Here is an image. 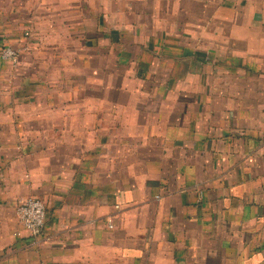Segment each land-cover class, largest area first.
I'll return each instance as SVG.
<instances>
[{
	"label": "crops",
	"instance_id": "1",
	"mask_svg": "<svg viewBox=\"0 0 264 264\" xmlns=\"http://www.w3.org/2000/svg\"><path fill=\"white\" fill-rule=\"evenodd\" d=\"M9 44L0 264H264V0H0Z\"/></svg>",
	"mask_w": 264,
	"mask_h": 264
},
{
	"label": "built area",
	"instance_id": "2",
	"mask_svg": "<svg viewBox=\"0 0 264 264\" xmlns=\"http://www.w3.org/2000/svg\"><path fill=\"white\" fill-rule=\"evenodd\" d=\"M30 32L27 31L26 35ZM23 49L13 45H5L0 50V57L6 63L16 67L20 61ZM19 222L24 230L38 237L44 228L46 218V207L44 202L37 197L21 198L17 205ZM108 226L113 227L112 219H108ZM19 232H17L18 234Z\"/></svg>",
	"mask_w": 264,
	"mask_h": 264
}]
</instances>
